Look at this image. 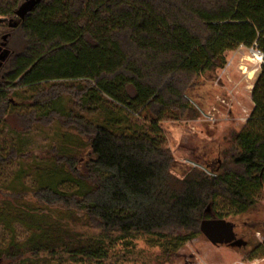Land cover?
<instances>
[{
    "label": "trees",
    "instance_id": "obj_1",
    "mask_svg": "<svg viewBox=\"0 0 264 264\" xmlns=\"http://www.w3.org/2000/svg\"><path fill=\"white\" fill-rule=\"evenodd\" d=\"M25 1L0 0L1 38L15 27L22 33L19 53L1 54L0 128L10 123L26 132L57 122L83 138L82 149L53 152L65 170L61 183L74 189L51 182L33 197L80 213L77 220L94 232L84 240L66 235L68 242L45 233L30 246L33 256L99 264L138 235L175 247L200 235L201 221L228 216L219 208L236 216L256 207L264 190V63L250 115L212 176L195 169L173 176L158 125L195 114L188 95L204 74L224 67L226 52L255 46L264 54V0H40L20 20L15 11ZM49 83L48 91L40 89ZM70 88L66 110L62 94ZM25 91L33 105L13 112V98ZM129 120L147 131L126 132ZM19 156L10 149L0 163ZM23 255L11 243L0 250V264H22Z\"/></svg>",
    "mask_w": 264,
    "mask_h": 264
},
{
    "label": "rangeland",
    "instance_id": "obj_2",
    "mask_svg": "<svg viewBox=\"0 0 264 264\" xmlns=\"http://www.w3.org/2000/svg\"><path fill=\"white\" fill-rule=\"evenodd\" d=\"M4 27L0 24V35ZM4 36V40L0 36V44L3 43L2 51L7 52L4 59L7 56L9 59L19 53L22 33L15 27L13 32ZM224 58V67L204 74L199 85L188 95L195 114H186L178 120H165L158 125L164 147L174 158L171 173L175 177L181 178L193 169L212 176L221 165L220 154L229 149L250 115L253 107L251 89L261 64L255 62L251 49L244 47L226 52ZM7 65H4L5 69ZM72 83L56 84L74 86L82 82ZM52 84L41 85L40 89L48 91ZM64 91L61 106L68 110L71 109L70 94L74 89ZM31 97L28 91L14 97L12 111H29L34 103ZM144 124L148 125L147 122ZM134 125V121L129 120L122 127L128 133L147 131ZM128 126L131 131L125 129ZM14 128L10 123L0 128L1 155L6 157L10 149L20 155L0 163V250L5 251L11 243L18 244L24 252L22 264H88L71 262L62 254L33 256L30 252V246L45 233L59 235L64 242H68L66 235L84 240L94 233L82 224V220H77L80 213L60 206L49 207L33 197L37 187L51 182H57L62 191L74 189L72 183H61L65 170L57 168L53 152L69 154L76 146L82 149L85 145L83 138L57 122L37 124L26 132ZM219 211L223 215L229 213L223 220L233 225L236 239L245 246H214L200 234L174 247L173 243L138 235L127 246L118 243L110 257L99 264H264V248L254 251L264 240V190L256 207L246 214L230 216L233 210L229 207L219 208ZM1 264L12 263L3 260Z\"/></svg>",
    "mask_w": 264,
    "mask_h": 264
},
{
    "label": "water",
    "instance_id": "obj_3",
    "mask_svg": "<svg viewBox=\"0 0 264 264\" xmlns=\"http://www.w3.org/2000/svg\"><path fill=\"white\" fill-rule=\"evenodd\" d=\"M39 1L40 0H27L23 2L15 11V16L18 19L23 20L35 7V5L39 3ZM4 39L5 36L2 37V40ZM2 46L3 43L0 44V52L2 50ZM199 230L206 240L214 246H245V243L236 239L233 231V225L223 219H205L201 221Z\"/></svg>",
    "mask_w": 264,
    "mask_h": 264
},
{
    "label": "built area",
    "instance_id": "obj_4",
    "mask_svg": "<svg viewBox=\"0 0 264 264\" xmlns=\"http://www.w3.org/2000/svg\"><path fill=\"white\" fill-rule=\"evenodd\" d=\"M248 49H251L252 56L255 62H258L259 64L262 65L264 63V54L261 51H259L255 46Z\"/></svg>",
    "mask_w": 264,
    "mask_h": 264
},
{
    "label": "flooded vegetation",
    "instance_id": "obj_5",
    "mask_svg": "<svg viewBox=\"0 0 264 264\" xmlns=\"http://www.w3.org/2000/svg\"><path fill=\"white\" fill-rule=\"evenodd\" d=\"M3 50V49H2ZM2 50H1V52H0V55L2 54Z\"/></svg>",
    "mask_w": 264,
    "mask_h": 264
}]
</instances>
